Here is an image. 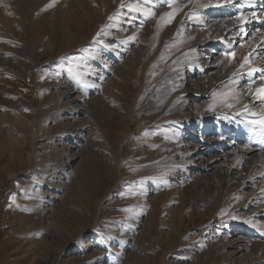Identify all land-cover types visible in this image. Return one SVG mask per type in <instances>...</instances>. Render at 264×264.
Listing matches in <instances>:
<instances>
[{
  "label": "rangeland",
  "instance_id": "rangeland-1",
  "mask_svg": "<svg viewBox=\"0 0 264 264\" xmlns=\"http://www.w3.org/2000/svg\"><path fill=\"white\" fill-rule=\"evenodd\" d=\"M262 96L264 0H0V264H264Z\"/></svg>",
  "mask_w": 264,
  "mask_h": 264
},
{
  "label": "bare ground",
  "instance_id": "bare-ground-1",
  "mask_svg": "<svg viewBox=\"0 0 264 264\" xmlns=\"http://www.w3.org/2000/svg\"><path fill=\"white\" fill-rule=\"evenodd\" d=\"M205 45L207 46V43H205ZM67 89H68V88H67ZM74 89H76V88H74ZM73 93H75V91H73ZM65 94H66V95H68V94L73 95V94L70 93L68 90L65 91ZM68 96H69V95H68ZM70 99H71V98H70ZM71 100H72V99H71ZM73 100L75 101V98H73ZM73 100H72V101H73ZM67 102H68V101H67ZM69 102H70V101H69ZM69 102H68V103H69ZM71 103H72V102H71ZM106 130H108V128H107ZM108 131H109V130H108ZM106 132H107V131H106ZM236 137H237V138H236V141H237V142H236V144H237V146H236V150H237V152H239V153L236 152V155L238 154V155H240V156H243L244 153L241 151V150L243 149V147H244V146L242 147V142H241L243 138H242L240 135H237ZM239 148H240V149H239ZM205 149H206V148H205ZM202 150H203V149H202ZM238 158H239V157H238ZM240 158H241V157H240ZM241 159H242V158H241ZM236 160H237V159H236ZM210 164H214V162H211Z\"/></svg>",
  "mask_w": 264,
  "mask_h": 264
},
{
  "label": "snow or ice",
  "instance_id": "snow-or-ice-1",
  "mask_svg": "<svg viewBox=\"0 0 264 264\" xmlns=\"http://www.w3.org/2000/svg\"><path fill=\"white\" fill-rule=\"evenodd\" d=\"M122 7H123V5H122ZM136 11H141V9H138L137 8ZM142 11H144V14L146 16H152V15H154V13L150 12L148 9H143ZM262 99H264V96H262ZM229 107H231V105H229ZM253 123H258V121H253ZM259 123H261L260 130H261L262 133H264V122H259Z\"/></svg>",
  "mask_w": 264,
  "mask_h": 264
}]
</instances>
